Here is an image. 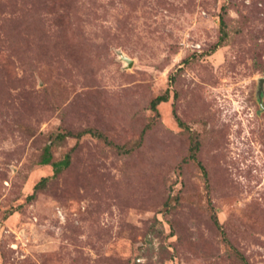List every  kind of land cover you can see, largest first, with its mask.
<instances>
[{
	"label": "rangeland",
	"instance_id": "374dc122",
	"mask_svg": "<svg viewBox=\"0 0 264 264\" xmlns=\"http://www.w3.org/2000/svg\"><path fill=\"white\" fill-rule=\"evenodd\" d=\"M262 76L264 0H0V264H264Z\"/></svg>",
	"mask_w": 264,
	"mask_h": 264
},
{
	"label": "trees",
	"instance_id": "16d2710c",
	"mask_svg": "<svg viewBox=\"0 0 264 264\" xmlns=\"http://www.w3.org/2000/svg\"><path fill=\"white\" fill-rule=\"evenodd\" d=\"M219 44V42H218ZM167 100V96L165 94H159L157 95L156 97H154L152 100H151V107L153 109H156V106L159 102H162V101H166ZM179 122V121H178ZM86 131L88 132H91L92 134H98L99 133L97 131H93L91 129H86ZM71 133L70 132H62V133H59L57 135L58 138H64L65 136L67 135H70ZM51 152H50V145H45L44 147V151H43V154H42V157L40 159V163L42 164H48V163H51L52 166H53V170H54V173H57L59 170H61L63 167L67 166L68 163H69V154H66L62 159H59L57 161H51ZM193 156V154H192ZM202 167V165H201ZM203 168V167H202ZM47 177H42L36 184H35V188H38L45 180H46ZM34 196V192L31 193L29 195V198H32ZM214 222L216 224L219 225V221L218 219L216 218V216H214Z\"/></svg>",
	"mask_w": 264,
	"mask_h": 264
},
{
	"label": "water",
	"instance_id": "95a60500",
	"mask_svg": "<svg viewBox=\"0 0 264 264\" xmlns=\"http://www.w3.org/2000/svg\"><path fill=\"white\" fill-rule=\"evenodd\" d=\"M123 59L127 61L128 65L132 64V59L131 58H129L127 56H123ZM263 81H264V76L259 77V80H258V95L259 96H261V93H262Z\"/></svg>",
	"mask_w": 264,
	"mask_h": 264
}]
</instances>
